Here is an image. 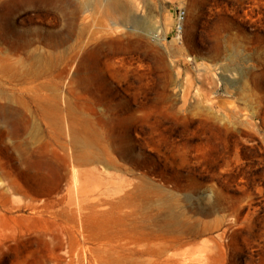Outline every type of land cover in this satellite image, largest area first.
I'll use <instances>...</instances> for the list:
<instances>
[{
	"label": "rangeland",
	"instance_id": "obj_1",
	"mask_svg": "<svg viewBox=\"0 0 264 264\" xmlns=\"http://www.w3.org/2000/svg\"><path fill=\"white\" fill-rule=\"evenodd\" d=\"M136 1L99 99L68 4L0 0V264H264V0Z\"/></svg>",
	"mask_w": 264,
	"mask_h": 264
},
{
	"label": "bare ground",
	"instance_id": "obj_2",
	"mask_svg": "<svg viewBox=\"0 0 264 264\" xmlns=\"http://www.w3.org/2000/svg\"><path fill=\"white\" fill-rule=\"evenodd\" d=\"M62 1L65 5L68 4L70 37L73 41V49L84 47L80 67L89 73V94L92 97L98 95V98L101 99L104 95H99L98 90H102V88L95 87L94 76H101L104 70L98 60L93 61L92 55L98 52L103 57L105 46L109 41L121 43L132 39L139 40L141 37L140 31H143V29L144 32L146 31L144 18L141 17L143 11L140 10V5L136 0L132 3L126 0H94L92 7L88 5L91 0H69L68 3H66V0ZM88 12L100 15L101 18L98 21L97 28H92L93 25L89 20L90 15L82 17ZM81 17L84 25H81ZM96 90L98 93H95ZM54 97L55 102H57L59 94L56 93ZM83 144L86 149L83 148L78 156V162L89 164L108 161L109 151L103 143L101 130L90 125L89 137ZM94 151L95 154H93ZM90 174L93 175L92 172ZM168 210L166 225H177L179 217L170 208Z\"/></svg>",
	"mask_w": 264,
	"mask_h": 264
},
{
	"label": "built area",
	"instance_id": "obj_3",
	"mask_svg": "<svg viewBox=\"0 0 264 264\" xmlns=\"http://www.w3.org/2000/svg\"><path fill=\"white\" fill-rule=\"evenodd\" d=\"M185 17H186L185 11L180 10L178 12V23H177V27H176L177 32L181 31V29H182L181 28V23L185 20Z\"/></svg>",
	"mask_w": 264,
	"mask_h": 264
}]
</instances>
